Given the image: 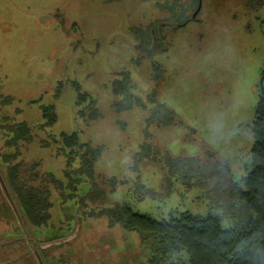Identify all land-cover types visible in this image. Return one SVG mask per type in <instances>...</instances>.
Returning a JSON list of instances; mask_svg holds the SVG:
<instances>
[{"label":"rangeland","instance_id":"374dc122","mask_svg":"<svg viewBox=\"0 0 264 264\" xmlns=\"http://www.w3.org/2000/svg\"><path fill=\"white\" fill-rule=\"evenodd\" d=\"M189 1L180 6L187 9ZM256 16L242 0H201L195 21L163 31L164 52L139 60L130 30L166 17L156 0H0V95L12 100L2 109L33 132L21 160L66 183L59 144L40 142L75 132L101 151L95 189L84 179L65 201L51 190L48 225L26 231L39 243L41 264H149L136 232L82 213L121 204L156 220L220 211L195 177L171 176L166 164L176 157L205 161L211 153L236 181L250 169L264 69V25ZM124 79L137 100L128 108H120L124 95L113 91ZM73 84L95 101L98 118L79 117ZM157 104L171 111L169 118ZM48 105L56 123L40 128V108ZM87 194L98 196L82 207ZM232 225L225 215L222 226Z\"/></svg>","mask_w":264,"mask_h":264},{"label":"trees","instance_id":"16d2710c","mask_svg":"<svg viewBox=\"0 0 264 264\" xmlns=\"http://www.w3.org/2000/svg\"><path fill=\"white\" fill-rule=\"evenodd\" d=\"M180 1L156 0L166 17L131 28L137 41L139 60L152 59L153 54L165 51L164 30H174L196 20L187 11L193 6L196 9L198 0H190L187 9L180 6ZM242 2L248 11L261 14L255 19L263 26L264 0ZM263 74L264 69L260 75ZM73 86L77 92L75 103L81 106L79 117L86 120L98 118L95 101L77 84ZM129 90L127 79L114 83V93L124 95V104L121 103L120 108L137 103ZM11 101V98L0 95V179L6 188L0 182V264L17 263L30 257L36 264H41L39 243L27 236L25 230L29 233L48 225L52 209L51 190L58 192L65 201L74 196L77 185L84 179L95 189L93 170L101 151L81 143L75 132L60 133L57 138L48 137L49 141L40 144H59V153L65 159L63 177L66 183L57 180L51 173L41 172L38 162L26 166L20 158V149L33 141V132L28 123L12 121L11 116L3 113L2 107ZM158 107H162L170 117L168 108L162 104ZM40 112L44 119L40 128L56 123L57 116L52 105L42 106ZM154 114L157 117L158 113ZM251 134L250 169L245 168L247 173L239 181L234 180L229 165L211 153L207 154L205 161L197 157L167 160L171 176L181 173L188 179L195 177L197 184L203 186L213 202H217L220 211H209L204 216L182 212L156 220L121 204L82 214L104 216L109 226L118 225L136 232L141 244L149 250V264H264V94L260 89ZM75 162L77 168L73 167ZM94 196L98 195L87 194L79 199V204L86 206V200ZM225 215L233 220L232 226H222Z\"/></svg>","mask_w":264,"mask_h":264},{"label":"water","instance_id":"95a60500","mask_svg":"<svg viewBox=\"0 0 264 264\" xmlns=\"http://www.w3.org/2000/svg\"><path fill=\"white\" fill-rule=\"evenodd\" d=\"M200 7H201V0H198V5H197V8L196 10L194 11V13L192 14V18H194L196 16V14L199 12L200 10ZM263 80H264V74L261 76L260 80H259V89L261 91V93L264 94V88H263ZM262 174H263V178H264V158H263V165H262ZM0 182L3 186V188H5L4 184L2 183L1 179H0ZM6 189V188H5ZM25 230V228H24ZM26 232V230H25ZM27 234V233H26Z\"/></svg>","mask_w":264,"mask_h":264},{"label":"flooded vegetation","instance_id":"af4514ba","mask_svg":"<svg viewBox=\"0 0 264 264\" xmlns=\"http://www.w3.org/2000/svg\"><path fill=\"white\" fill-rule=\"evenodd\" d=\"M193 13V12H192ZM195 18V17H194Z\"/></svg>","mask_w":264,"mask_h":264}]
</instances>
